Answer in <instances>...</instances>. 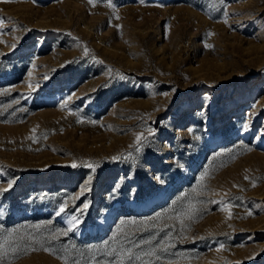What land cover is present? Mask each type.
Returning <instances> with one entry per match:
<instances>
[{
	"label": "rangeland",
	"instance_id": "1",
	"mask_svg": "<svg viewBox=\"0 0 264 264\" xmlns=\"http://www.w3.org/2000/svg\"><path fill=\"white\" fill-rule=\"evenodd\" d=\"M110 3L0 0V264H264V0Z\"/></svg>",
	"mask_w": 264,
	"mask_h": 264
},
{
	"label": "snow or ice",
	"instance_id": "2",
	"mask_svg": "<svg viewBox=\"0 0 264 264\" xmlns=\"http://www.w3.org/2000/svg\"><path fill=\"white\" fill-rule=\"evenodd\" d=\"M89 3H93V0H89ZM109 6H112L111 3H110V0H109ZM0 23H2V21H0ZM14 47V46H13ZM85 51L87 52V49H85ZM141 140V137H137V141L138 143L140 142ZM140 149L137 148V151H139ZM77 165L76 164H73L72 167H76ZM87 167L89 168H92L93 165L89 164L87 165ZM14 183V181H9L8 182V188H5V189H0V191H7L9 190L11 187H12V184ZM85 188H87V185H85ZM88 205L85 204L84 205V208H87ZM65 211V208L63 206H61L59 212H57V215H59L61 212H64ZM251 213H249L250 215ZM78 218L77 217H72V219L69 221V224L71 226V228H75L78 224ZM66 234V233H64ZM11 235V234H10ZM148 241H145V243H147ZM7 243V240H5L4 242H0V252H3L4 251V245ZM11 247V245H9ZM43 247V246H42ZM15 250V249H13ZM28 249H26L25 251H27ZM31 250L35 251L37 250L36 248L32 247ZM44 251H49L48 248L44 247L43 248ZM109 255H114L116 257H118L117 261H116V264H125V261H132L133 258H135V260H138V261H141V264H151V262H144L142 261V258L139 254H135L132 252L131 249H124V250H116V249H113L111 252L108 253ZM154 253H145V255H153ZM65 264H67V260L65 258Z\"/></svg>",
	"mask_w": 264,
	"mask_h": 264
}]
</instances>
